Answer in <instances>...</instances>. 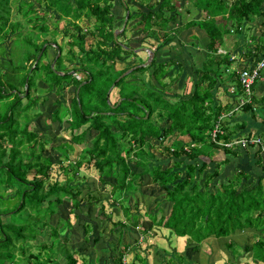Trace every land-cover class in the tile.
Instances as JSON below:
<instances>
[{"label":"trees","instance_id":"obj_1","mask_svg":"<svg viewBox=\"0 0 264 264\" xmlns=\"http://www.w3.org/2000/svg\"><path fill=\"white\" fill-rule=\"evenodd\" d=\"M129 1H136L147 12H130L125 0H0V264H58V255L66 264H77L58 236L59 227H69V223L60 219L58 227L50 219L66 200L70 214L82 207L89 215L91 206L100 203L93 196L96 190L90 191L86 176L80 173L85 166L96 172L94 187L108 190L110 203L119 206L112 210L120 213L113 222L116 244H122L128 227L136 231L143 212L155 226L186 238L187 251L194 253L207 239L253 233L252 242L242 248L234 241L227 242L225 248L234 259L245 253L254 263L264 264V181L253 184L244 173H220L222 165L229 166L238 152L245 150L224 145L247 136L242 132L244 123L236 118L253 112L254 97L232 114V105H222L215 97L218 90L232 94L234 101L242 96L238 72L250 67H241L238 58H232L223 47L231 34H241L246 25L264 17V0H190L205 19L185 27H198L206 35L205 58L201 66H193L192 91L172 99L168 97L172 93L168 79L173 76L168 72L174 61L157 62V54L176 39L175 30L165 28L176 20L175 11L187 0H160L156 11L145 0ZM165 11L172 16L166 18ZM125 16V27L114 38ZM138 17L141 20L137 22ZM82 19L93 22L90 28L80 26ZM61 20L72 25L69 35L61 34L71 37L66 47L56 39ZM130 22L132 29L142 24V33L162 38V44L152 51L150 65L120 78L134 66L116 70V62L135 56L138 50L119 41L126 38ZM154 26L160 30L154 32ZM10 35L14 39L8 51ZM87 37L95 42L89 48H85ZM48 47L54 50L51 59ZM259 53L255 49L249 55L257 57ZM261 53L264 56V46ZM44 56L49 61L41 63ZM181 73L174 75L176 81ZM76 74L84 78H76ZM142 75L147 76L145 81ZM40 81L45 90L37 86ZM67 87L73 88V96L50 110V121L66 124L69 140L50 145L48 150L40 134L31 130L32 112L38 103L46 102L43 92L60 94ZM111 89L118 91L113 103L109 100ZM154 141H160L168 156L165 163L151 152ZM55 153H59L56 162L69 166L63 168L65 180L51 183L47 179ZM31 172L32 179L28 177ZM144 178L164 193L167 211L162 209V200H157L151 212L132 208L128 199L121 200L124 195L136 194ZM99 209L101 216L104 207ZM89 229L85 224V235ZM44 235L49 242L33 246ZM34 248L38 250L32 252ZM125 248L118 251L115 264H123ZM81 264L89 263L81 260ZM160 264L188 263L187 258L164 251Z\"/></svg>","mask_w":264,"mask_h":264},{"label":"rangeland","instance_id":"obj_2","mask_svg":"<svg viewBox=\"0 0 264 264\" xmlns=\"http://www.w3.org/2000/svg\"><path fill=\"white\" fill-rule=\"evenodd\" d=\"M33 1V0H30ZM127 5H129V9L131 12L133 10L131 9L133 2H130L129 0H125ZM156 0L154 1V3ZM15 4H19V2H15ZM38 13H40L41 10L39 5H36ZM157 6V5H155ZM182 9V6H180ZM190 8V7H189ZM179 9V7L177 8ZM146 10V9H143ZM13 17H15V9L12 8ZM193 12V11H192ZM187 13L184 9L180 11V14L178 17H176L177 21H170L166 28L167 30H175L176 32V39L169 42L167 45L162 46L161 49L159 48V52L157 54V62H168V61H174V64L170 66V71L168 72V76L172 79H168V82H170L172 86V93H170V96H168L170 99L174 98L175 96L179 94H189L191 89V80L194 76V68L193 66H201L202 62L205 58V48H206V37L203 38V34L201 31H198L197 29H190L185 30L182 28V25L185 24L187 21H190L193 18H197V16H194L195 13ZM164 15L166 18H170L172 15L169 12H164ZM126 17V16H125ZM203 18V15L202 17ZM171 20V19H170ZM50 23V22H49ZM93 22L90 20L82 19L80 20L79 24L82 27H88L90 28V25H92ZM133 22H130L127 33L125 34L126 38H120L119 41H123V43H126L130 47L134 49H138L135 56H128L122 61L116 62L115 69L116 70H123L126 67H132V66H138L141 62L144 63L148 59V53L146 50H154L157 49L162 44V38H151L146 36V34L141 32V27L136 28L135 30L132 29L131 25ZM124 24V22H123ZM142 25V24H141ZM143 26V25H142ZM58 31L59 35L56 38L58 41V44H63L66 47V43L71 41V37H64V32H67L66 34L69 35L70 32H72V25L68 21L61 20L59 21L58 25ZM154 32H158L160 30L159 27L154 26L153 27ZM122 31V26L119 27V30L117 29V32L119 33ZM50 33H52L50 31ZM233 35V34H231ZM194 36H197V39H193ZM234 36V35H233ZM13 37L10 35L7 42H6V48L8 51H10V46L13 41ZM55 39V40H56ZM237 36L235 38H230V41L223 47L224 50H228L231 48V51L235 50L237 46L234 47V44H237ZM92 38L87 37L85 40V48H89L91 44H94ZM75 50H77L75 48ZM223 51V50H222ZM51 52V53H50ZM49 54H54V50L49 49L47 51V56ZM46 56V57H47ZM234 56V55H233ZM45 58V56L43 57ZM52 57L49 56V59ZM46 58L43 59L41 63H45L44 61L48 62ZM39 69L41 68V65H39ZM53 66V65H52ZM73 66H68V68H72ZM41 70V69H40ZM46 70V68H43L42 71ZM182 72L181 76L178 77L177 81L174 78V75L177 74V72ZM177 76V75H176ZM76 78H84L82 74H76ZM141 79L145 81L147 79L146 75H142ZM175 81V82H172ZM37 86L41 89H46V86L40 81L38 82ZM233 86V85H232ZM230 86V88L232 87ZM38 91V90H37ZM231 91V89H229ZM42 91H38V95H41ZM73 96V88L67 87L65 90L60 93L56 94L54 92H43V97H45L46 102L45 103H38L36 108L33 110V119L32 122L34 123L33 129L34 131H37L40 134V138L43 139V142L46 144V149H50V145L54 146L59 143H61L64 140H69V135L65 133V129L67 128L66 124H57L50 121V110L54 108V106H57L59 103H67L68 100L71 99ZM232 96V94H230ZM229 95H227L226 91L218 90L216 93V98L221 101L222 105H225L227 102L232 104L233 98H231ZM110 102L113 103L118 100V91L116 89H111L110 91ZM231 100V101H230ZM182 140L186 141V138H182ZM154 148L151 149V152L155 155V158L159 160L161 163H165L168 161V156L165 154L163 148L160 145V141H154L153 142ZM48 149V150H49ZM79 152V148H77V151L74 152L72 155L73 157L76 155V153ZM53 159V166L50 170L49 180L48 182H61L65 180V172L63 168H66L68 165L67 162L58 163L56 162L59 159V153L52 154ZM73 160V159H72ZM80 173L86 176L87 182L90 185L91 190L94 191L93 196L97 199H99L100 203L98 205L94 204L91 206V212L89 215H86V209L82 208L78 211H75L74 214H70L71 206L69 205L68 201L66 200L63 205L59 207V210L57 213L53 216H51L50 223L54 226H60L58 224L59 220L67 221L69 223L68 226L61 225L58 229V236L61 241H63V246L67 250L70 251L71 254L74 255V258L77 260V264H81L82 261H92L100 258L104 259L107 257L115 259L118 257V251L120 249L119 243L115 244L112 237V232L116 231L113 227V222L118 221V213L112 212L114 209L113 207L119 208V206H115V204L110 203V194L108 190L104 189L101 190V186L94 187V184L97 181V175L95 170L90 167H82L80 169ZM28 177L30 179L33 178V172L29 173ZM149 181L147 178H144L142 186L136 191V194H129L124 195V198L121 200L128 199L127 202H129L130 206L133 208L134 206H138V208H141V211H155L156 207L155 204L157 200H162L165 204V201H163L164 193L159 191L156 186L152 184H148ZM85 194H81V197ZM100 206H103V215L100 216L102 210L99 209ZM168 205L165 204L163 206V210L167 211ZM157 212V211H156ZM120 214V213H119ZM85 224L90 225V229L87 235L84 233V226ZM113 229V230H112ZM112 230V231H111ZM127 232H129L127 228ZM116 232L114 233V235ZM128 234V233H126ZM49 235V234H48ZM155 234L151 235H144L139 238L138 240V246L140 253H145L149 249V244L152 242L153 236ZM252 236L253 233H240L238 235H235L228 239H222V240H215L210 239L206 240L205 243L202 244V247L200 248V251L202 252L200 261L203 264H258L254 263L251 259L250 254L243 253L236 259L231 255L230 251L228 252L225 248V244L229 241L237 242V244L242 248L246 243L252 242ZM128 237H132V234H128ZM137 240V239H136ZM135 241V240H133ZM49 242L48 236H42L41 238H37V241L33 243V246H37L41 243H47ZM127 244L129 240L124 241L122 237V243ZM167 240L162 243L161 241H158V246H165ZM153 246V244H151ZM154 246H156L154 244ZM142 247H144L142 249ZM38 249L34 248L32 252H36ZM132 252V250H131ZM149 253H146V256H148ZM125 260L126 262L130 261V254L129 251L125 252ZM151 260V256L148 257ZM184 258L192 259L191 256L189 257L187 254ZM58 264H66L65 258L61 255L56 256L55 259ZM93 262V261H92ZM103 262V261H98ZM131 262V261H130ZM104 263V262H103ZM100 264V263H99ZM151 264V261H150ZM198 264V263H197Z\"/></svg>","mask_w":264,"mask_h":264},{"label":"crops","instance_id":"obj_3","mask_svg":"<svg viewBox=\"0 0 264 264\" xmlns=\"http://www.w3.org/2000/svg\"><path fill=\"white\" fill-rule=\"evenodd\" d=\"M145 1L147 2L146 4L148 6H151V5L155 6L159 3L160 0H156L155 3H154L155 0H145ZM226 1L231 2L233 0H226ZM181 6H182V9H184L187 13L190 14L193 11L192 13H195L194 16H197V18H193L190 21H187L185 24H183L182 25L183 29L189 30V28L187 29L185 26L191 21L198 22V21H202L205 19L204 13L196 9L192 1L187 0ZM115 8H117V12H119V14L122 15L123 11H121L122 9L120 8L118 4L115 6ZM118 8H120L121 10L120 9L118 10ZM131 9L133 10V12H136V10H139L140 12H144V11L147 12V8H141L136 3V1L133 2ZM143 9H146V10H143ZM156 9H157V6L154 7L153 11H156ZM182 9L179 7V9L175 11L178 13L177 17L179 16L180 11ZM202 15H203V18H201ZM139 20H141V18L139 17L135 19V21L137 22ZM124 22H125V19H124ZM263 24H264V17L258 18L257 20L252 21L249 25H246V28L244 27L246 31L243 29L241 34H234V36L230 35L228 37V40L226 41L225 45L228 43V41H230V38H235L237 36V39H238L237 44H234V47L237 46V48H235L236 53H235V50L231 51V48L225 51H227L228 53H231L232 58H238V60L240 61L241 67H243L246 64V65H249L250 68H252L257 64V61L259 60L261 61L264 58V56L261 53V49L264 46V26ZM121 26H123V24ZM138 27H141L140 30L142 32L143 26L141 24H137V26H135L133 29L135 30ZM247 27H248V30H247ZM190 29H195V30L197 29L198 31L202 32V34L204 35L203 38L206 37L204 32L200 30L198 27H191ZM193 39H197V36H194ZM255 49H256V52L260 51L258 56L254 57L252 54H251L252 56L249 55V52ZM150 51L152 52L153 50H150ZM253 97H254V103H255L253 107V112H247V113H244L243 115H240V117L236 118V122L244 123V129L242 132H244L243 135L244 134L247 135L244 137H259L262 140H264V68L260 72V76L256 80L253 86ZM232 100H234V98ZM256 151H257L256 148H246L244 151L240 150L237 154V157L232 160L229 166H223V165L221 166L220 173H224V175L230 174V176L231 175L233 176L237 172H241V173H244L246 177L248 178L249 182L253 184H256L258 180L263 179L262 181H264V155L261 154L259 150H258L259 153H257ZM140 214H141V217L139 219L140 224H139V227L135 229L136 231H133L130 227H128V230H131L130 232H128V234H132V237H128V234L123 235L124 241L129 240V242H127V244H124V242L122 243L121 241L122 244H119L120 249L127 247V249L125 248L126 252L129 251L131 262L129 261L127 262V264H150V261H151V264H160L162 262V255L164 254V251H168V253L173 252L182 257H185V255L187 254L189 257L191 256L192 260L194 261V264H197V263L203 264L199 260L201 257L200 254H202V252L198 251L194 253L189 250L187 251L188 246L186 244V238L177 237L173 233V231L170 229H165L163 227L155 226L150 221L149 217L144 216L143 212H141ZM151 234H155L153 236L152 242H150L151 244H153V246L149 244V249L144 254L143 253L139 254L141 251L139 250V247H137L139 245L138 244L139 238L144 235H151ZM110 239L111 240L116 239L114 240V242L117 243L118 238L116 234L112 235ZM210 239H213V238H210ZM210 239H207V240H210ZM166 240L168 242H166L165 246H158L157 244L158 241H161L162 243H164V241ZM154 244L156 246H154ZM143 248L144 247H142V249ZM146 253H149V255L146 256ZM123 256L126 257L125 254ZM150 256H151V260L150 258H148ZM102 257H104V259H101L100 257L95 260L92 259L93 262L88 261V263L89 264H99V263L100 264H115L118 260V257H116L115 259H112V258L108 259L107 257L105 258V256H102ZM99 260L103 261L104 263L98 262ZM190 260L191 259L187 258L188 264L189 262H191Z\"/></svg>","mask_w":264,"mask_h":264},{"label":"built area","instance_id":"obj_4","mask_svg":"<svg viewBox=\"0 0 264 264\" xmlns=\"http://www.w3.org/2000/svg\"><path fill=\"white\" fill-rule=\"evenodd\" d=\"M264 68V58L257 62V64L252 68H245L241 69L238 72V83L240 91L242 92V96L238 98V100H233L232 102V110L230 114L233 112L239 111L242 107L249 104L253 97V86L256 82V80L260 76V72ZM230 93H233L234 89L230 88ZM233 96V95H232ZM226 148H240V149H246V148H256L260 151L261 154L264 155V140H262L259 137H243L234 140L231 143L224 145ZM123 264H127L125 257L122 258Z\"/></svg>","mask_w":264,"mask_h":264},{"label":"water","instance_id":"obj_5","mask_svg":"<svg viewBox=\"0 0 264 264\" xmlns=\"http://www.w3.org/2000/svg\"><path fill=\"white\" fill-rule=\"evenodd\" d=\"M127 16H128V14H127ZM127 16H126V18H125V22H124V24H123V26H122V30L124 29V27H125V23H126V20H127ZM118 34V32L117 31H115V33H114V38H116V35ZM146 52L148 53L147 55H148V59H147V61L146 62H144L142 65H139V66H134L133 68H131V69H129L127 72H125L124 74H122L121 76H120V78H122V77H125L126 75H128L129 73H131L133 70H135L137 67H147L148 65H150V63H151V61L153 60V57H154V54L150 51V50H146ZM40 56H41V54L39 55V57H38V59L40 58ZM52 65H54V64H52ZM53 67V66H52ZM59 74H61V73H59ZM62 75V74H61ZM25 88H26V85H25ZM27 89V88H26Z\"/></svg>","mask_w":264,"mask_h":264}]
</instances>
